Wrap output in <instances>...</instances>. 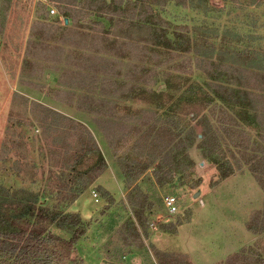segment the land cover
Here are the masks:
<instances>
[{
  "label": "rangeland",
  "instance_id": "1",
  "mask_svg": "<svg viewBox=\"0 0 264 264\" xmlns=\"http://www.w3.org/2000/svg\"><path fill=\"white\" fill-rule=\"evenodd\" d=\"M41 1L0 0V182L31 184L32 164L45 161L41 144L50 147L57 142L50 122L64 123L48 116L46 110L53 109L89 126L109 164L96 185L80 197L79 206L69 208L86 216L88 231L77 244V255L88 264H159L160 252L178 264H218L263 238L264 191L249 170L221 180L206 162L198 147L203 132L211 127L209 114L204 112L158 161L177 166L189 183L180 186V174H167L170 167H164L163 173L151 169L138 179L142 192L156 203L150 216L152 227L148 236L141 230L143 242L126 246L121 231L122 224L134 216L130 189L122 186L121 163L105 135L127 137L130 144L120 153H130L132 146V156L142 153L145 158L153 151L145 131L158 118L157 104L176 101L191 82L205 83L217 65L264 70V0H176L182 4L168 8L167 19L189 34L193 53L165 55L152 52V40L139 29H126L122 37L99 49L87 43L91 36L86 35L75 45L69 32L50 33L40 26V19L52 23L62 14L57 5ZM91 48L95 49L88 51ZM190 58L193 63L185 61ZM166 85L172 88L170 92H152L165 91ZM137 89V97L126 101L128 92ZM184 114L187 124L195 117L191 109ZM7 139L18 146L5 151ZM186 148L197 166L195 175L182 155ZM170 149H174L172 158ZM6 152L11 159L3 162ZM176 153L182 159L175 162ZM20 156L25 157L22 175L26 178L17 175L15 161ZM165 177H172V184L159 186ZM198 181L199 187H193ZM99 186L111 197H104ZM167 195L178 198L176 214L166 211ZM179 219L182 224L176 230L155 235L162 221L175 226ZM54 232L70 238L58 228Z\"/></svg>",
  "mask_w": 264,
  "mask_h": 264
},
{
  "label": "trees",
  "instance_id": "2",
  "mask_svg": "<svg viewBox=\"0 0 264 264\" xmlns=\"http://www.w3.org/2000/svg\"><path fill=\"white\" fill-rule=\"evenodd\" d=\"M172 4L178 7L182 3L163 0L157 17L151 9L150 13L139 16V23L134 24V27L144 30L150 37L152 52L162 55L173 52L193 53L194 43L188 37L189 34L180 32L167 19V9ZM185 61L193 63V58ZM191 80L189 77L187 82ZM123 85L127 86L126 83ZM138 90L129 91L126 101L137 97ZM164 90L152 89V92H170L172 88L166 85ZM156 108L158 113L155 117L158 118L145 131L153 150L147 153V157L142 158V153L132 156V146L130 153H120L131 140L118 134H114L116 136L113 138L110 134L105 135L114 157L121 163V183L125 189H130L129 205L134 216L122 224L121 231L126 246L143 242L141 230L148 236L152 227L150 216L156 203L142 192L138 179L146 176L151 169L163 173L164 167H170L167 174H180V186L189 183L177 166L174 165L173 170L174 166L158 164V161L168 153L167 148L171 147V143L190 129L192 122L204 112L209 114L208 124L213 127L212 121L216 128L214 132L210 126L206 127L199 139L201 144L198 147L206 162L216 169L221 180L247 169L264 191V70L232 64L214 66L211 77L205 83L191 82L176 101L171 104L159 103ZM185 109H191L193 113L195 111L194 119H188V124ZM46 112L49 117L59 118L64 123L50 122L55 135H58L55 140L57 142L50 147L41 144L45 161L32 164L29 177L31 184L14 186L0 182V264H88L77 255V244L85 237L88 222L80 212L70 211L69 208L96 183L109 168V164L89 126L53 109H47ZM200 125L204 127L205 123L201 121ZM217 132L221 135L219 138L214 136ZM196 139L194 135V141ZM43 141L39 138L40 143ZM4 146L6 151L18 144L15 140L7 139ZM158 150L162 153L159 154ZM170 150L172 152L169 157L172 158L174 149ZM180 153H176L175 162L182 159ZM182 155L189 162L191 174L195 175L197 166L192 162L187 148ZM10 157V153L6 152L2 161L6 162ZM23 160L25 157L20 156L15 161L17 175L21 177H25L22 175ZM200 181L193 187H199ZM172 182V177H165L158 184L164 187ZM97 188L104 197H111L102 186ZM176 224L174 226L162 221L155 235L176 230L182 224L181 220ZM55 228L68 233L70 238L57 234ZM261 233H264V226ZM158 260L159 264H178L176 259H168L161 252L158 253ZM218 264H264V237L250 248H242Z\"/></svg>",
  "mask_w": 264,
  "mask_h": 264
},
{
  "label": "crops",
  "instance_id": "3",
  "mask_svg": "<svg viewBox=\"0 0 264 264\" xmlns=\"http://www.w3.org/2000/svg\"><path fill=\"white\" fill-rule=\"evenodd\" d=\"M41 2L44 3L43 0ZM50 2L57 5L63 15L58 12V19L51 21L54 24L45 23L44 18L40 19L38 22H42L40 26L45 31L56 33L60 29L64 33L69 32L75 45H78V41L85 35L87 38L91 36L87 43H92L93 47L98 49L99 45L107 46V43L115 41L116 37H122L121 32L126 29L137 30L134 24L139 23L141 14L150 13L153 9L154 16L157 17L163 4V0H45V4ZM172 6L174 4L168 8ZM59 20L61 24L58 23ZM96 139L99 140L97 137ZM79 200L80 198L71 206H79ZM76 211L86 218L81 210Z\"/></svg>",
  "mask_w": 264,
  "mask_h": 264
},
{
  "label": "built area",
  "instance_id": "4",
  "mask_svg": "<svg viewBox=\"0 0 264 264\" xmlns=\"http://www.w3.org/2000/svg\"><path fill=\"white\" fill-rule=\"evenodd\" d=\"M53 14L55 13V10L51 11ZM96 196V194H95ZM164 205L168 211L169 214L173 215L178 212V198L175 195H167L164 197Z\"/></svg>",
  "mask_w": 264,
  "mask_h": 264
},
{
  "label": "water",
  "instance_id": "5",
  "mask_svg": "<svg viewBox=\"0 0 264 264\" xmlns=\"http://www.w3.org/2000/svg\"><path fill=\"white\" fill-rule=\"evenodd\" d=\"M199 194H200V191H198V192L195 194L194 197H197Z\"/></svg>",
  "mask_w": 264,
  "mask_h": 264
}]
</instances>
